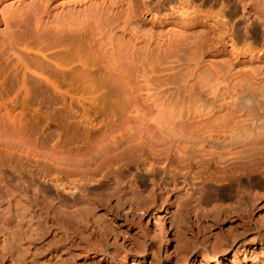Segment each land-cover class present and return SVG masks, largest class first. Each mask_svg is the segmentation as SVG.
Returning a JSON list of instances; mask_svg holds the SVG:
<instances>
[{"label":"rangeland","instance_id":"1","mask_svg":"<svg viewBox=\"0 0 264 264\" xmlns=\"http://www.w3.org/2000/svg\"><path fill=\"white\" fill-rule=\"evenodd\" d=\"M0 1L2 5L5 2ZM58 1L53 0V4ZM132 2L133 10L124 23L128 32L115 28L112 42L115 46L127 44L129 49L133 43L135 48L147 41L152 43L153 68L146 67V80L140 66L144 46L136 48L135 58H122L120 62L129 71L121 73L112 61L100 56L97 36L85 37V41L79 37L74 46L65 48L60 34L54 29H39L30 11L22 15L18 11L17 15L7 13V17L4 11V17L0 13V133L3 131L9 141L18 144L25 158L20 170L0 165V242L17 241L13 232L17 221L22 220L23 210L22 228L25 233L34 229L37 239L22 244L33 249L45 245L36 260L39 264L58 260L104 264L102 251L113 244L143 247L149 252L145 258L138 252L127 257L120 254L110 259L116 264H137L140 259L145 264H264V171L258 173L261 185L249 188L244 198L237 189L230 192L228 183L198 186V179L190 172L177 176L172 183L165 175L163 185L158 187L152 182H160L158 175L163 173L151 181L142 169L134 168L129 172L116 168L119 178H102L100 184L60 172L63 178L59 181L71 186L54 188L53 179L59 176L54 172L55 161L84 158L96 142L109 139L118 130L109 122L136 115L156 116L157 108L149 100L151 94L166 100L162 113L181 119L244 118V113L228 105L231 100L243 102L242 95L247 93L254 97L252 101L264 102V0ZM82 9L72 17L74 32L94 27L93 13ZM51 16L56 21L64 18ZM212 20L221 24L219 35L209 29L208 21ZM105 34L103 45L110 41ZM168 37H177L171 47L165 42ZM207 60L214 67H205ZM131 65H135V71ZM125 75L130 82H126ZM259 120L250 136L252 141L264 140V119ZM37 160H46L49 167L48 163L46 167L42 163L44 167L37 166ZM254 194L258 206L252 210ZM241 230L247 233L239 235Z\"/></svg>","mask_w":264,"mask_h":264},{"label":"bare ground","instance_id":"2","mask_svg":"<svg viewBox=\"0 0 264 264\" xmlns=\"http://www.w3.org/2000/svg\"><path fill=\"white\" fill-rule=\"evenodd\" d=\"M0 3H1V1H0ZM21 5H23L26 8H21V7H23ZM132 6H133L132 0H61L55 4H53V0H29V1H26V0H5V2H3V5L1 3L0 13L1 12L3 13V11H4V13H6V16L3 13L1 15V17L2 16L7 17V13L15 14L16 11H18L20 14L21 13L24 14V12L29 13V11H30V13H32V16L34 14V16L36 18V26L39 29H44V30L54 29V30H56V32L58 34H60V40L61 41H62V39L65 40L64 43H66L65 44L66 46H63L65 48H69L71 46H74L75 43H77L80 40L79 37L81 39L84 37V41H85V37H90L92 35H94L93 37L97 36L98 42L101 44V55L100 56L106 57L107 60H109L110 62L112 61V64L115 65L114 69H117L121 73H126L129 71V70H125V67H123V65L121 63L122 58H124V57L125 58L126 57L135 58L136 53H137L136 48H138V49L140 48V50H141L142 47L144 46L143 47L144 49L142 50V52L144 51L145 55H144V53H142L144 56H142V58H141L143 61L140 63L141 64L140 66L142 68L141 76L145 78L146 77L145 75L147 73L146 67L150 68L151 70L153 68L152 60H154V57L152 56L153 54H151L152 43L150 41L146 40L147 42H144L143 46L141 43L142 47H139V45H137L138 47L136 46V48H135V43H133L134 47L131 44L132 47L129 46L130 47V49H129L127 44L115 46L114 45L115 42H112V41H114L113 39H115V36H116L115 32L113 31L115 28H118L122 32H128V31H125L126 26L124 23L127 21L126 19L128 17H130L129 15L131 14V9L133 10ZM81 8H83L84 10L89 9L93 13L92 14L93 15L92 20L94 23V27L92 26L93 29H91L90 31H89V29H87L86 31L84 30L83 32L82 31L77 32V30H76V32H74V31H72L73 26H71L72 25V19H73L72 17L74 16V13L76 14L75 11L80 10ZM83 9H82V11H83ZM54 10H58V11L54 12ZM53 12H54V14H53ZM77 12H79V11H77ZM56 14L62 15L64 17L63 20L56 21V19L55 20L51 19V17H52L51 15L56 16ZM15 15H17V13ZM34 16H33V18H34ZM208 25H209V27H210L209 29L211 30V33L213 35H215V34L219 35L222 32V27H221V24L219 23V21H217V20L216 21H213V20L208 21ZM106 26H108V27H106ZM104 27H105L106 32L104 31ZM106 28H107V30H106ZM65 30H67V31H65ZM127 30H128V27H127ZM107 31H109V32H107ZM105 33H108L107 34L108 37L106 36ZM104 34L106 36V39L110 40L109 42L111 45H108L109 42L107 43L108 46L103 45L104 44V41H103V35ZM176 38L173 39L172 37H168L165 42H167V44L170 46L171 43L173 44L176 41ZM127 39H129V38H127ZM195 41H197V40H195ZM61 43L62 42H60V44ZM105 44H106V41H105ZM90 46H92V45H90ZM158 46H159V48L161 47L160 45H158ZM168 50H169V47H168L167 51ZM75 51H76V48H75ZM231 53L233 54V51H231ZM151 58H153V59L150 60ZM156 58H157V56H156ZM100 59H102V58H100ZM69 61H71V60H69ZM77 61H79V60H77ZM192 61H194V60H192ZM192 63H194V62H192ZM197 64H199V63L196 62L195 65H197ZM203 65L207 68H209L211 66L214 67L212 61L210 62L209 60L205 61L203 63ZM83 67H85V66H83ZM130 67H132V65ZM133 67L135 68V65H133ZM134 68H133V70L135 71ZM61 69H63V68L61 67ZM194 69H192V70H194ZM56 70H57V68H56ZM139 70H141V69H139ZM139 70H137V71H139ZM213 70H216V72H217L218 69L213 68ZM233 70H235V69H233ZM231 71H232V69H231ZM58 72H60V70H58ZM230 73H232V72H230ZM235 73H236V71H235ZM128 74H130V73H128ZM149 74H151V73H149ZM185 74H186V72H185ZM80 76H81V74H80ZM125 77H127V76L125 75ZM83 78L85 79V77H83ZM144 80H146V78ZM128 81H129V78L127 79L126 82H128ZM125 84H123V86H126ZM128 84H130V83H128ZM148 85H149V83H148ZM190 85H193V84H190ZM121 86H122V84H121ZM187 86H189V85H187ZM122 90H124V89H122ZM236 92H239V91H236ZM149 94H151V93H149ZM241 94H242V92H241ZM154 95L155 96H153L152 94L149 95L150 96L149 100H150L151 104L157 108L156 109L157 114L160 113L161 116H158L157 114L154 117H147L144 115H136L133 117H123V118H120L119 120L116 119L112 122H109V125H111L114 128V130H117V129L118 130L115 131V133H112L111 135L107 134V135H110L109 139H105V138L102 140L100 139L101 142L99 144L96 142L97 145L95 143V147L92 146L90 151H88L89 152L88 155H86L84 158H82V157L78 158L77 157L78 159H72L69 162H68V160L64 161L65 160L64 158H62V159L60 158L61 162H60V160L55 161V162H57L55 164L57 169H54L55 170L54 172L56 173V176H58V175L59 176L57 179H53V180H56V181H54V185H55L54 188L56 187V189L58 188V190L60 188V190H61V189L65 188V184H68L71 186V183L70 184L66 183V182L63 183V182L59 181L60 179L62 180V178H63L60 176L61 173L65 174V176H68V175L73 176V177L74 176H78V177L80 176L79 178L86 181L87 183H90V182H97L98 183V181H101L102 178H109V176L110 177L111 176L112 177L113 176L118 177L119 175L115 174L116 168L117 169L118 168H124L125 171H128V172L131 170V168H134L137 170L142 169L144 175L147 177L146 179L147 180L150 179L151 181L154 180V178L157 176V174L163 173L164 174L163 176L158 175L161 179V180L158 179V180H160V182H158V181L152 182L155 184V186H158V187L161 186L160 184L163 185L162 182L164 180L165 175L170 176V179L168 182L172 183L174 181V179H176L177 176L185 175L187 172H190L196 176L195 179H198V182H196V183H198V186H203L204 184L206 185L207 182L213 183L215 185H223V184L228 183V184H231L230 186H228V188H229L228 190L230 192L231 191L233 192V190L236 191V189H237V191L239 192L238 194L241 195V196L240 195L239 196L242 198H244V195H245L244 193H246V191L249 188L251 189V187L253 185L254 186H260L261 185V181H260V178L258 176L259 175L258 173H260V172L262 173L264 171V140H262L260 142L252 141L253 139H251L250 136H252L253 129H256V127L259 123L258 122L259 118L261 120L264 119V105H263L264 102L261 104V102L259 103L257 100L252 101V100H254L253 99L254 97L253 98L251 97L252 100L250 98V96L252 94L251 95L248 93L243 94L242 95V97L244 99L243 102H233V100H231L232 103H230L231 101H229L228 107H231L232 110H235L238 113L239 112L244 113L246 115V117H244L245 115L244 116L241 115L244 118H239L240 116L238 118H235V117L218 118V119L212 120L213 121V123H212V121L210 119L209 120H201L198 118H196V119H191V118L181 119L178 117H176V118L175 117L172 118L171 116L168 117L164 114V111L162 113L163 108L161 109L162 105H164L166 103L165 102L166 100L164 99V101H163L164 97L161 100V97L159 98L158 94L157 95L154 94ZM142 96H143V94H142ZM159 99L161 100V102L159 101ZM224 102H226V101H224ZM155 107H154V109H155ZM169 110H168V112H169ZM259 111L263 112V113H261L260 116L257 115V113ZM161 113L164 116H162ZM237 116H238V114L236 115V117ZM210 125L213 126V128L210 127L211 129H207V127H209ZM262 127L264 128V125ZM115 128H117V129H115ZM259 133L262 134L261 131ZM254 136H255V132H254ZM259 136H261V135H259ZM107 138H108V136H107ZM15 143L16 142L12 143V141H9V139L7 138V136L5 135V133L3 131L0 133V165H6V166L12 168L13 170H16V169L20 170L19 168L21 166H24V165H22V163L25 162L24 161L25 158L22 157V155H21L22 154V151H21L22 148L18 147V144H15ZM91 144H93V143H91ZM32 151H34V150H32ZM26 152H27V150H26ZM35 154H36V152H35ZM62 160H63V162H62ZM37 161H39V160H37ZM37 161H36L35 165H37ZM43 161L44 160H42V162L39 161L40 164H38L37 166H39V165L43 166L44 164L48 163L47 166L49 167V162L45 163V161H44V163H43ZM48 161H49V159H48ZM33 166H34V164H33ZM32 169L30 167L29 170H32ZM120 172H122V170ZM63 174H62V176H63ZM254 176H257L258 179L254 180L253 179ZM116 177H115V180H116ZM75 179L77 180V177ZM140 180H141V178H140ZM155 180H156V178H155ZM106 181L107 180L105 179V182ZM245 181H247L249 184H245ZM100 183L101 182H99L98 184H100ZM107 183L109 184V181ZM109 185H111V184H109ZM164 188H162V189L160 188V190L162 191ZM199 188H201V187H199ZM228 194H229V192H228ZM256 195L257 194H254L253 196H251V203L252 204H251L250 209H252V210H253V208L255 209L258 206V204L256 203V199H257ZM242 198H240V199H242ZM19 205H20V203H19ZM20 211L22 213V215L20 214L22 216V220L17 221V223H16L17 224L16 225L17 230L15 232H13L15 234L14 237L17 238V241L14 243H10L9 241H8V243L0 242L1 243V245H0V264H39V263H37L36 260L39 256L40 252H42L41 250L45 247V245H41V246L38 245V247H36V248L34 247V249H33V247L29 246L28 244H27L28 246L27 245L24 246L22 244V241L24 242L25 240H28V241L32 242L34 239H37V238L33 234L34 229L32 230L30 228L32 233H25L24 232L25 230H23L22 225L24 222V217H25L24 215L25 214H24L23 210H20ZM27 211H28V209H27ZM98 227H99V225H98ZM28 231H30V230H28ZM246 231L247 230L240 232L239 235H241V234L243 235V234L247 233ZM6 233H8V232H6ZM34 233H35V231H34ZM5 234H3V235H5ZM11 236H12V234H11ZM3 237H5V236H3ZM54 237H56V236H54ZM51 242H53V241L51 240ZM165 245H166V247L169 246L168 238L165 239ZM102 252L104 254V259L106 260L104 264H116V263L110 261V259H114V258L116 259V257L120 254H123V256L127 257V256H130V255L138 252L142 258H145L147 255H149V252L147 251L146 248H143V247L142 248L141 247L140 248H132V247L127 248V246H125L124 244H113L111 247H105ZM213 258H215V257H213ZM261 260H263V259H261ZM141 263L145 264L142 259L138 260L137 264H141ZM53 264H68V263H66V262L65 263L64 262L59 263V260H58V262L56 261V263L54 262ZM151 264H158V263L152 262Z\"/></svg>","mask_w":264,"mask_h":264}]
</instances>
